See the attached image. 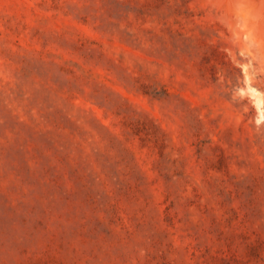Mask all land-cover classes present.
Returning a JSON list of instances; mask_svg holds the SVG:
<instances>
[{
	"label": "rangeland",
	"instance_id": "rangeland-1",
	"mask_svg": "<svg viewBox=\"0 0 264 264\" xmlns=\"http://www.w3.org/2000/svg\"><path fill=\"white\" fill-rule=\"evenodd\" d=\"M0 264H264V0H0Z\"/></svg>",
	"mask_w": 264,
	"mask_h": 264
}]
</instances>
